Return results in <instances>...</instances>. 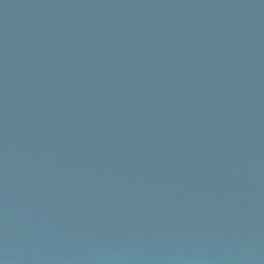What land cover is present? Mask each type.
<instances>
[{
  "label": "water",
  "instance_id": "1",
  "mask_svg": "<svg viewBox=\"0 0 264 264\" xmlns=\"http://www.w3.org/2000/svg\"><path fill=\"white\" fill-rule=\"evenodd\" d=\"M0 264H264V0H0Z\"/></svg>",
  "mask_w": 264,
  "mask_h": 264
}]
</instances>
